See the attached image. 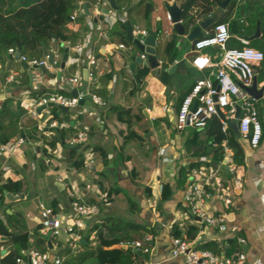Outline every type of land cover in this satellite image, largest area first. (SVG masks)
<instances>
[{"label": "crops", "instance_id": "0c3cea01", "mask_svg": "<svg viewBox=\"0 0 264 264\" xmlns=\"http://www.w3.org/2000/svg\"><path fill=\"white\" fill-rule=\"evenodd\" d=\"M166 1L175 2L177 6L179 3V0ZM216 1L206 16L218 8ZM100 2L102 7H107L106 3ZM118 2L121 7L118 5L115 13H120V19L111 25L104 21L103 13L92 8L96 0H85L89 14L83 13V0L75 2L82 9V13L77 16L76 24H70L65 29L72 33L79 31L81 35L74 33L76 39L73 42L69 39L62 41L63 47L67 48L62 67L60 61L64 50L60 43L61 51L50 42L48 47L41 46L40 52L34 56L42 59L45 55L42 49L44 47L57 61L49 67L29 66L20 59H15L7 50L0 55V98L7 100L8 106L18 116L19 126L31 134V137L25 136L26 142L17 146L8 157L9 167L1 175L0 184L8 179L19 181L23 191L18 195L3 190V198H0V219L8 224L10 230L18 226L24 228L23 231L29 234L30 241L34 235L42 237L45 233L39 220L34 219L37 216L39 218L40 210L51 207L53 202L56 203L55 212L58 207L65 211L68 208L66 191L61 184L55 182V176L65 175V182L70 187H78L81 201L92 202L96 190L108 196L98 212L87 220L86 228L79 231L80 243L85 242L86 235L89 244L94 246L98 243L96 233L100 230L98 228L95 232H88V228L103 218H114L137 223L147 229L141 238L143 240L144 236L149 237L147 244L143 241L148 247L147 252L133 247L132 241L109 246H120L137 252V258L131 255V264H183L181 256H171L170 253L171 237L174 233L178 234L176 237L192 240L196 248H203L201 244L211 243L215 245V251L212 252L217 254H224L226 241L232 240L235 247L244 253L243 264H264V131L255 148L240 141L244 157L243 163L237 167L242 180L240 186L232 189V202L225 210L226 230L219 231L215 227L206 226L186 209L182 199L186 179L182 184L179 183L178 167L186 169L189 164L196 162L199 164H192L190 167L211 165L223 182L229 181L231 174L220 149L216 153L210 152L207 151L209 145L201 147L203 144H194L193 140L189 141L193 144L185 149L187 128L178 132L173 127V119L182 96L197 78L207 73V68L197 69L191 62V41L185 36L192 26L176 38L179 49L173 62L167 67L176 62L181 63L175 65L164 83L151 72L146 57L142 59L143 62L130 66L131 59L127 52L138 57L145 52L125 37L127 25L131 27L133 38L140 37L135 33L136 29H142L149 34L150 30L157 28L171 34L172 24L166 20L163 0H116L117 4ZM237 6L234 11H237ZM195 10L198 8L193 7L192 11ZM225 10L226 6L218 18ZM112 11L113 9H109V13ZM92 14H95L96 22H93ZM201 19L202 17H198L195 25ZM211 25L212 23L206 29ZM99 32L106 36L99 35ZM75 44H79L77 49ZM118 44H123V47H118ZM167 49L168 47L165 53ZM204 51L213 54L216 49ZM85 53L95 58V64L91 67V78L82 74L83 68H86V72L88 68L83 57ZM157 61H160L161 68H167L162 67V60L158 57ZM143 68H146V72L140 77ZM173 74L186 75L189 78L187 77L179 89H172L168 82ZM9 75L12 80L5 81ZM72 76L79 77L75 85L68 83ZM256 82H260L261 87L257 85V88L261 89L264 80ZM46 92L80 93L88 102L78 103L67 110L62 108L66 112V118L60 121L53 116L50 106L36 110V118L30 117L25 110L26 99ZM92 94L99 97L101 103L93 102ZM171 94L176 96L173 108L169 104ZM261 99L263 97L258 98ZM51 120H55L57 124L50 128L47 123ZM82 123L89 126V144L96 159L91 170H86L83 166L76 170L72 163L75 155L71 157L68 147L76 150L81 148L77 145H66L67 140ZM56 130L64 134V145L61 141L55 143V146L58 144L59 157H53L46 151L47 141L56 134ZM199 137L202 139L203 135L200 134ZM98 163H101V167L95 170ZM117 196L124 199L122 209L113 202ZM209 206L211 212L221 210L220 203L214 198L209 199ZM4 212L9 216H5ZM28 216H32L31 221ZM101 233L106 236L108 232L106 228H102ZM90 234L93 235L92 240L89 239ZM0 236L1 257L10 248V244L6 237ZM239 236L244 238V243H238L236 237ZM66 238L67 236L64 239L60 237L58 242L67 245ZM55 240L49 236L51 247L48 248L47 240L44 239L46 249L57 252ZM80 250L81 246L77 252ZM83 264L96 263L90 259Z\"/></svg>", "mask_w": 264, "mask_h": 264}, {"label": "built area", "instance_id": "2783aa9c", "mask_svg": "<svg viewBox=\"0 0 264 264\" xmlns=\"http://www.w3.org/2000/svg\"><path fill=\"white\" fill-rule=\"evenodd\" d=\"M96 4H92V8H96ZM104 14V21L111 25L120 19V13ZM82 13L80 6L74 8L68 15L64 26L76 24V18ZM166 20L169 24L170 17L166 13ZM135 33L140 36L146 35L142 29H136ZM99 35L105 37V33L99 32ZM168 32L163 30L161 36H167ZM230 37L227 23L215 21L211 27L193 39L189 48L192 55L191 62L197 69L207 68V73L201 78H197L189 87L187 92L182 96L173 119V127L178 132L191 128L195 130L203 129L208 120L217 117L220 122V130L227 133L229 121L235 114L236 106L239 108V115L236 118L239 136L248 140L250 147H257L261 134V123L256 114V102L258 98L252 96L246 88L250 87L253 81H256V75L262 52L249 45L248 40L242 36H234L241 44L239 47H227L226 42ZM156 38H154L155 40ZM77 49L79 44H75ZM122 48L123 44H118ZM212 47L216 49L215 53L210 54L205 49ZM7 52L14 53L12 47L7 48ZM85 63L88 65L86 76H93L92 66L95 64V58L88 53L83 55ZM141 59H145L146 54L139 55ZM18 59L25 62L29 66L49 67L57 61L52 58L48 61V55L45 54L40 58H26L21 54ZM160 61H158V66ZM12 76L9 75L5 81H11ZM79 77L72 76L68 79L70 85L78 83ZM257 85L261 87L260 82ZM258 89V88H257ZM260 97L264 98V91L261 90ZM80 99H84V95L80 93L65 94L62 92H46L36 97L26 99L25 110L27 114L36 118L38 112L37 107L56 105L58 107L71 108L78 104ZM91 99L95 103H101L99 97L92 94ZM1 100V98H0ZM194 108L192 109V107ZM221 114V116L218 115ZM57 124L55 120L47 123V127H54ZM89 126L80 124L74 134L67 140L70 145H77L83 150V167L86 170L96 164L93 151L90 148L88 138ZM26 139L22 135L9 138L5 142H0V179L2 173L9 167L8 157L14 152L17 146L24 144ZM212 145H216L212 143ZM57 146V147H56ZM54 148H47V152L53 157H59L58 144ZM219 149L227 166L231 178L227 182H223L220 175L211 165H199L186 168V184L183 188L182 199L188 212L195 215L199 221L206 226L215 227L219 231H225L226 226V209L232 202V189L241 184L242 176L238 173V167L233 160V152L227 143V138L223 137L219 144ZM65 175L55 176V182L61 184L66 191L68 200L67 210L58 207L55 212L51 207L42 208L40 210L39 225L43 233L49 232V236L58 242L61 232L64 233L66 243L72 252L80 249V234L87 226V220L96 214L102 203L108 200L106 193L96 190L94 200L86 203L81 201L78 195V187H70L65 182ZM1 181V180H0ZM88 184L85 185L87 187ZM2 193L0 192V198ZM214 198L220 203L221 210L211 212L209 199ZM1 237V236H0ZM89 239H93L90 234ZM148 236H144L143 240L138 239L131 242V245L143 252L148 251V247L143 241L148 240ZM238 243H244V238L236 237ZM56 242H54L56 244ZM93 244V242H91ZM22 255L15 258V264H60L63 257L49 249L36 250L29 248L26 252L22 251ZM171 256H181L183 264H243L244 253L237 251L229 256L223 253L217 254L208 249L196 248L192 240L181 237H171Z\"/></svg>", "mask_w": 264, "mask_h": 264}, {"label": "trees", "instance_id": "16d2710c", "mask_svg": "<svg viewBox=\"0 0 264 264\" xmlns=\"http://www.w3.org/2000/svg\"><path fill=\"white\" fill-rule=\"evenodd\" d=\"M77 0H0V55L7 48H17L26 58H32L40 52L41 46L48 47L51 42L57 46L58 50L62 48L59 43L69 39L73 42L76 35L68 32L65 29L64 23L68 19L69 13L74 8V3ZM119 7H121L118 2ZM215 5V0H179L178 7L180 8L181 21L184 31L190 26L195 25L198 17H205ZM239 5V6H237ZM237 6V11L235 7ZM193 7L198 10L192 11ZM216 21L225 22L228 26L230 37L226 42L227 47H239L241 44L234 36H242L248 40L249 45L259 49L262 52L256 81L264 80V0H228L226 10ZM124 25V23H123ZM256 26L259 30V36L252 37ZM163 30L157 28L150 30V33L156 38L154 40L156 57L162 60V67H167L172 63L179 49L176 38L179 37L174 31L168 36H161ZM167 53H165V49ZM167 60V61H163ZM146 68L141 69L140 77L144 75ZM139 78V77H138ZM4 80V78H3ZM264 91V84L262 86ZM53 116L59 121L66 118V112L61 107L51 105L49 107ZM58 114H61L59 116ZM256 114L261 123L262 134L264 131V98L256 102ZM186 140L184 148L188 149L191 144H197L205 147L209 145L207 151L216 153L219 151V144L223 137L227 138V143L233 152V160L236 165L243 163L244 151L241 145V140L249 145L247 139L236 137L228 128L227 133L220 130V122L217 117H212L208 120L203 129L195 130L187 128ZM32 131H35L33 129ZM57 131V130H56ZM200 134L203 138L200 139ZM261 134V135H262ZM14 135H22L31 137V134L19 126L18 116L14 113L7 100L0 101V142L7 141ZM63 132L57 131L48 141V147L53 148L56 141H61L64 145ZM193 140V143L189 141ZM212 143L216 145H212ZM80 148V147H79ZM71 152V157L75 155L73 164L76 170L83 166V150L73 149L68 147ZM47 151V149H46ZM203 151V150H202ZM197 154V153H196ZM104 156V155H103ZM198 165L199 162L192 163ZM189 164V167L190 165ZM186 169L182 166L178 167L177 177L180 184L186 179ZM180 179V180H179ZM3 190L12 194L20 195L23 188L19 181H11L10 179L0 184V192ZM56 203L53 202L51 208L55 211ZM5 216H9L4 212ZM97 231L98 243L94 246L89 244V240L84 235V243H80L81 250L77 253H72L66 244L56 242L58 246L57 254L63 257L60 264H83L87 260H94L96 264H131V255L138 257L137 252H133L129 248L120 246L109 247L120 242H131L135 239H141L147 229L140 224L121 221L114 218H103L97 223H93L88 232ZM106 228L107 235L101 233V229ZM17 229V230H16ZM9 229L7 223L0 219V235L6 237V241L10 244L7 252L0 257V264H15V258L22 255V251L30 247L39 251L45 250L44 239L40 235H34L33 239L29 240V234L23 231L24 228ZM36 231V230H35ZM178 236L177 233L173 234ZM147 244V241H144ZM227 247L224 250V255L229 256L234 252L240 251L232 240H227ZM203 248L215 251V245L205 243L200 245ZM109 247V248H108Z\"/></svg>", "mask_w": 264, "mask_h": 264}, {"label": "water", "instance_id": "95a60500", "mask_svg": "<svg viewBox=\"0 0 264 264\" xmlns=\"http://www.w3.org/2000/svg\"><path fill=\"white\" fill-rule=\"evenodd\" d=\"M100 1H103L104 3H106L107 7H102ZM216 2H217L218 8L212 14L205 16L204 18L199 20L196 23V25H194L190 28V30L188 31V33L185 36V38L188 41H192L196 37L200 36L201 31L203 29H206L211 23L216 21L221 10L226 6L228 0H217ZM96 3H97L96 4V11L101 12L103 14L108 13L109 9H113V10L118 9V4L116 3V0H96ZM74 6L78 7V4L75 3ZM162 6L165 9L166 13L170 17V22L172 23L173 31L177 35H182L184 29H183V23L181 21L180 8L176 5L175 2L168 3L166 0H163ZM81 7L83 9L84 14H89V10L87 8L85 0H83V4L81 5ZM91 17H92L93 22H96L95 14H92ZM74 33L78 36L81 35L79 31H76ZM257 36H259V30H258V27L256 26L255 32L252 35V37H257ZM125 37L127 40L132 41L139 48V50L144 51L146 53V59L145 60H146V63L148 64V66L151 68V72L154 75L158 76L159 79L164 83L167 81L168 75L174 70L175 65L177 63H181V61L176 62L175 64H173L167 68H161L160 66H158V61H157V57L155 54L154 36L151 33L146 34L144 36H141V40L139 38H133L132 33H131V27H130V25H127L126 31H125ZM60 46L63 47L62 42H60ZM42 49H43V53L48 55V61L51 62L52 61V54L47 53L46 50L44 49V47H42ZM63 50H64V52L62 54V59L60 61L61 67L64 65V62L66 59L67 48L63 47ZM19 55H20V51L17 48H15L14 53H13L14 58L18 59ZM127 55L130 56V59H131L130 66L131 67L134 66L135 63L143 62V60L140 57H138L136 55H132V54H130V52H127ZM82 74H83V76H85L86 68H83ZM246 90L248 91V93H250L255 98H260L261 89L256 88V81L255 80L253 81V83L250 87L246 88ZM83 102H88V101L84 100V99H80L78 103L82 104ZM48 106H51V104H49ZM194 106L195 105H193L192 109L194 108ZM44 107L45 106L37 107L36 110H40ZM62 108L64 110H67L66 107H62ZM218 115L221 116L220 113H218ZM238 115H239V108H238V106H236V110H235V114H234L235 118H233L232 120L229 121L230 128L236 137H239V132L237 129V124H236V118L238 117ZM66 145L70 146L69 143H66ZM100 167H101V163H98L94 169L99 170ZM8 197H9V195H8ZM33 201H36V199H34ZM42 237L47 240V246H48V248H50L51 246H50V241H49V232H46L45 234H43Z\"/></svg>", "mask_w": 264, "mask_h": 264}, {"label": "rangeland", "instance_id": "374dc122", "mask_svg": "<svg viewBox=\"0 0 264 264\" xmlns=\"http://www.w3.org/2000/svg\"><path fill=\"white\" fill-rule=\"evenodd\" d=\"M183 45V44H182ZM253 46V45H252ZM208 49H213L212 47L207 48ZM186 75H179V74H173L168 82V86H170V88L172 89H179L180 86L184 85L185 81L187 80ZM189 78V77H188ZM173 86V87H172ZM172 97L171 102L169 103L170 106H175V99L176 96L175 95H170ZM82 179L84 180V178L82 177ZM113 202L115 203L116 206H118V208L122 209V207H124V199L121 196H117L113 199ZM32 216H28V220L31 221ZM35 220H39L38 216L34 218ZM34 220V221H35ZM65 234L61 232V238L64 239L65 238Z\"/></svg>", "mask_w": 264, "mask_h": 264}]
</instances>
